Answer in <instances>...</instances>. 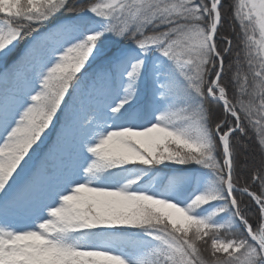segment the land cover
Returning a JSON list of instances; mask_svg holds the SVG:
<instances>
[{
  "label": "snow or ice",
  "instance_id": "snow-or-ice-1",
  "mask_svg": "<svg viewBox=\"0 0 264 264\" xmlns=\"http://www.w3.org/2000/svg\"><path fill=\"white\" fill-rule=\"evenodd\" d=\"M0 62V264H264V0H0Z\"/></svg>",
  "mask_w": 264,
  "mask_h": 264
},
{
  "label": "rangeland",
  "instance_id": "rangeland-1",
  "mask_svg": "<svg viewBox=\"0 0 264 264\" xmlns=\"http://www.w3.org/2000/svg\"><path fill=\"white\" fill-rule=\"evenodd\" d=\"M22 45L17 48L14 53L12 54V56L9 58L8 60V64L11 65L12 61L16 58V56H18L20 54V51L22 50ZM5 70V64L0 62V73H2Z\"/></svg>",
  "mask_w": 264,
  "mask_h": 264
},
{
  "label": "trees",
  "instance_id": "trees-1",
  "mask_svg": "<svg viewBox=\"0 0 264 264\" xmlns=\"http://www.w3.org/2000/svg\"><path fill=\"white\" fill-rule=\"evenodd\" d=\"M233 2H235V0H233ZM236 27H237V30H239V29H238V25H236Z\"/></svg>",
  "mask_w": 264,
  "mask_h": 264
}]
</instances>
